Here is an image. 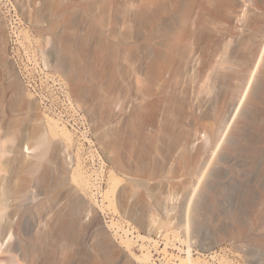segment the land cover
<instances>
[{
  "label": "rangeland",
  "instance_id": "obj_1",
  "mask_svg": "<svg viewBox=\"0 0 264 264\" xmlns=\"http://www.w3.org/2000/svg\"><path fill=\"white\" fill-rule=\"evenodd\" d=\"M142 1L0 0V264H139L119 227L153 239L156 264L189 249L200 264H264V0H226L221 44L188 65L174 95L141 83ZM237 40L248 52L240 77L209 93L211 65ZM176 100L173 141L159 130ZM56 114L72 140L51 130Z\"/></svg>",
  "mask_w": 264,
  "mask_h": 264
},
{
  "label": "bare ground",
  "instance_id": "obj_2",
  "mask_svg": "<svg viewBox=\"0 0 264 264\" xmlns=\"http://www.w3.org/2000/svg\"><path fill=\"white\" fill-rule=\"evenodd\" d=\"M153 1L152 0L142 1L143 5H142L141 12H142V19H143L142 22L144 24V30H143L144 32L142 34L141 44H140V49H141V54H142L141 55V61H140V63H141V66H140L141 71L140 72L142 74V77H140L141 83H142L145 91L149 92L154 87H156V88L160 87V89L162 87L163 90L171 89L172 90L171 95H174L175 94L174 91L177 89V86H179L181 83L180 82V80H182L181 77L185 74L186 71L188 72V70H186V68L188 69V65L192 64L193 62H198L202 54L205 55V53L209 52V49L212 47V42H215L214 40L220 41L219 45L221 44L222 38H223V32H222V29L220 26L223 24V22L228 17V11L231 8V4H230V2L229 3L226 2V0H169V1H165V3L168 2L167 3L168 5L166 6L167 8L165 10H163L164 9L163 8L162 9L163 11L161 10L162 12H160V10H159L160 8H158V7H161V6H158L159 4L155 5L156 3H159V2H156L157 0H153ZM162 2H163V0H162ZM66 8H68V7H66ZM166 18L169 21H166L165 20ZM164 20L166 22H169V24L167 25V23L165 24L164 22H162ZM190 20H193L192 26H191ZM231 45H232V41L225 43L223 45V51L219 54V57H217L218 52L215 55V58L217 57L216 63H213L211 65L212 66L211 67V71H212V75H211L212 78L211 79L213 82L212 81H211V83L208 82L210 84L209 85L206 81L205 83H207L208 86H206V84L204 86L205 89H207V91L209 93H212V91H214V90L216 91V88H217V90H218V88L223 89L224 86L229 85L228 84L229 82H231L232 80H234L238 77L239 72H240L238 69L242 68L244 65L243 59H245L246 56H248V52H246L247 42L244 40H237L235 45L230 49ZM263 54H264V48H263V53L261 54V56H259V59L257 61L258 63H257L256 69L258 68L259 62L261 61ZM179 64H182L183 66H185V67H183V69L180 72H179V70L177 71V69H178L177 65H179ZM256 69H255V71H256ZM113 70H114V68H113ZM112 72H113L112 73L113 74L112 75L113 85H114V87H117V84H118L117 78H119V76H118L119 73H118V71H115V72L112 71ZM116 72L118 73L117 75H116ZM167 75H169V77H167ZM189 75L190 74H188V76ZM192 75H194V74H192ZM239 77H240V75H239ZM252 81H253V77H252V79H250L249 83H252ZM138 89H140V88H138ZM138 89H137V91H139ZM221 90H219V92ZM116 91L114 90L113 92L116 93ZM224 91L225 90L223 89V92ZM208 92H207V94H209ZM141 93H142V91H141ZM111 94H112V92H111ZM123 94H124V92H123ZM113 99L115 101L112 103V105L113 104L117 105L118 100H116V98H113ZM169 99L170 98H168V100ZM212 102L214 103V101H212ZM177 103H178L177 107H175V108L168 107L165 109V111L163 113V116L165 114V118H164L165 120L162 118L165 123L163 124L162 120H161L162 123L159 121L161 123V125H160L161 129L159 131L161 133L163 132L162 135H164L165 138H168V139L173 140V141H176L178 136H179L178 128L181 125L182 119H183L182 112H181L182 103H180L179 101H177ZM114 107H116V106H114ZM114 107H112V108L114 109ZM56 115L59 116L57 119H55L53 117H48L49 115L47 116L48 117V123L50 125L51 130L53 132H57V130H60V132H62L64 136H66L69 140H72V136L67 129L68 128L67 127L68 121L65 120L63 117H61L59 114H56ZM112 115H113V113H112ZM156 118H158V117H156ZM158 120H159V118H158ZM160 123H158V125L157 124H155V125L159 126ZM70 126H72L73 129L76 130V128L73 125H70ZM159 127H157V128L159 129ZM158 129H157V131H158ZM116 134L117 133H115V135ZM41 141H42L41 146L47 144V140L45 138H43V140H41ZM132 146H134V145H132ZM25 148L28 151L30 149L28 146H26ZM158 148H159V146H158ZM162 153H163V151H162ZM96 184L97 183L87 184V185L92 186V187H89L90 189L91 188L99 189V187H97ZM17 190H18V187L16 190H14V192L12 189V192L17 193V192H15ZM12 192L9 190L7 196L5 194V198L6 197L10 198V196L14 195ZM21 192L22 191H18V193H17L18 198L22 197V195L24 193L23 192L21 195L20 194ZM19 194L21 196H19ZM17 196H15V197H17ZM7 198L5 200H7ZM93 198L98 203L97 198H96V193L93 194ZM108 198H109V196H108ZM7 201L6 202L4 200L0 201V207L2 206L1 210H0V216L3 215L2 213L6 210V208L8 206ZM98 205L101 206V209L105 210L106 206L104 204L100 205L98 203ZM71 207H72L71 210L76 211L79 208V203L76 202V203L72 204ZM188 224H187V228L189 227ZM115 226L117 227L116 223H114V222H113V224L109 225L110 228H114ZM119 229L123 230L124 234L126 235V237H121L124 247L130 252L131 256L139 264H145L148 262H151V264H156L153 261L152 251L148 248L149 246L146 245L147 242H154L153 239H151L147 236L141 235V234L134 236V237H131V235H133V232H131L130 230H125L121 227H119ZM116 232L118 233L119 231H116ZM4 233L0 234V245H3L4 241L8 237V232H6L5 234ZM135 238H137L138 240H136ZM8 239L9 240L11 239L10 236ZM140 242H142V243H140ZM136 244H138L140 246V249L143 251L142 254H140V255L135 253L132 249V247ZM165 250H166V248H165ZM7 251H9V250H7ZM191 251L192 250L189 249L188 256L185 258H183V257L180 258L179 259L180 263H176V264H200V261L197 258H194ZM13 253H14V250H13ZM15 255H16V253H15ZM16 256H18V255H16ZM8 259L10 260V258H8ZM13 259H15V258H13ZM4 261H6V260H4Z\"/></svg>",
  "mask_w": 264,
  "mask_h": 264
}]
</instances>
